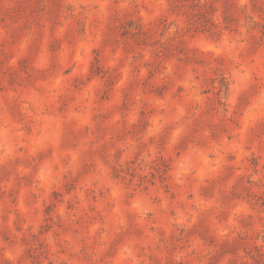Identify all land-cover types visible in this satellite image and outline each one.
Returning a JSON list of instances; mask_svg holds the SVG:
<instances>
[{"label":"rangeland","instance_id":"rangeland-1","mask_svg":"<svg viewBox=\"0 0 264 264\" xmlns=\"http://www.w3.org/2000/svg\"><path fill=\"white\" fill-rule=\"evenodd\" d=\"M0 264H264V0H0Z\"/></svg>","mask_w":264,"mask_h":264}]
</instances>
